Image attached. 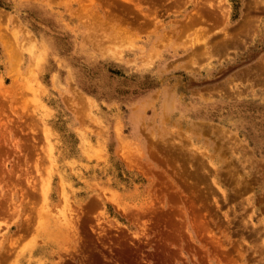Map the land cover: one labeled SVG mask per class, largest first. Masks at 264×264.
<instances>
[{
    "label": "rangeland",
    "instance_id": "374dc122",
    "mask_svg": "<svg viewBox=\"0 0 264 264\" xmlns=\"http://www.w3.org/2000/svg\"><path fill=\"white\" fill-rule=\"evenodd\" d=\"M0 264H264V0H0Z\"/></svg>",
    "mask_w": 264,
    "mask_h": 264
}]
</instances>
